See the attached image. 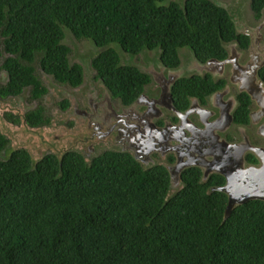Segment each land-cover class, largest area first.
I'll return each instance as SVG.
<instances>
[{
  "label": "trees",
  "instance_id": "trees-1",
  "mask_svg": "<svg viewBox=\"0 0 264 264\" xmlns=\"http://www.w3.org/2000/svg\"><path fill=\"white\" fill-rule=\"evenodd\" d=\"M251 9L260 19L264 0H251ZM64 27L103 48L92 58L96 77L125 103L143 93L151 76L123 64L110 44L131 54L159 49L170 68L181 65L184 47L205 63L227 58V43L249 46L213 0H0V57L8 74L0 97L28 88L38 101L24 115L30 126L51 121L37 66L61 84L83 82ZM217 88L210 75L195 74L179 78L172 96L185 108L190 95L203 98ZM239 101L235 121L249 125L251 96L244 91ZM9 143L0 131V264H264V200L237 205L225 219L221 174L203 179L200 168H188L171 193L166 167L146 168L127 152L107 150L89 162L76 151L49 153L34 161L24 148L4 157ZM248 160L257 162L253 154Z\"/></svg>",
  "mask_w": 264,
  "mask_h": 264
},
{
  "label": "flooded vegetation",
  "instance_id": "flooded-vegetation-1",
  "mask_svg": "<svg viewBox=\"0 0 264 264\" xmlns=\"http://www.w3.org/2000/svg\"><path fill=\"white\" fill-rule=\"evenodd\" d=\"M223 7L230 12L237 33L249 37L247 49L239 48L238 41L226 44L229 61L225 64L202 63L191 50L193 59L189 69L193 70V74L182 75L180 68L183 65L182 55L184 52L181 55V65L177 68L166 66L156 50L132 54L136 57L126 58V62L130 60L129 63H131L133 59H139L150 52L157 53L159 67L155 63L153 64L156 65L155 67L150 66L146 71V65H141V67L135 65L151 76V82L145 86L143 93L130 103H125L120 97L115 96L95 74V80L101 85L103 93L101 94V88L99 90L95 85L92 86V90L88 94L83 95L80 101L74 99V112L88 121V126L91 128L90 135L86 137V140L90 142L88 144L89 155L102 149L104 151L115 150L131 154L146 168L163 165L169 171L171 185L174 184L171 186V191L174 192L183 186V173L186 169L198 167L202 171L203 179H207L213 173L221 174L212 170L206 176L204 171L209 166V162L222 159L237 160L240 151L236 146L240 143H247V138L250 144L264 146V143L260 141L264 140V137L257 133L258 124H254L251 120L249 125L235 121V111L240 104L239 95L244 92L240 91L241 81L239 80L242 76L240 71L243 68L240 71L239 68L251 60V51L254 53L253 58L264 59V34L262 31L264 22L254 25L249 19L243 21L239 16L240 12L234 16L227 5L223 4ZM248 8L253 14L251 2H249ZM263 16L264 11L260 19L255 18L254 15L252 18L254 21H260ZM252 42L253 47L251 48ZM90 65L94 69L92 59ZM82 66L84 70L85 67ZM195 74L210 75L218 83V88L204 95L203 98L190 95L187 107L182 108L175 102L172 95L169 96V91L172 94V88L179 78ZM233 78L239 82H234ZM84 81L85 72L82 84L73 87V89L82 88ZM22 94L7 98L19 97ZM64 100H69L66 108L63 106ZM70 106L71 99L64 98L60 101V108L64 111L68 110ZM256 109L257 105L253 101L250 112ZM26 112L23 114L22 120L27 124L24 118ZM230 116H232L231 123L229 122ZM50 124H52V119L49 124L37 127L28 126L38 128ZM253 125H256L257 129ZM253 127L254 129H252ZM4 151L2 153L7 154V151ZM104 151L87 159L85 153L76 150L88 162ZM250 154L256 157L257 162L248 160ZM244 161L247 165L261 163L252 150H247L244 153ZM224 178L226 183L227 179L225 176Z\"/></svg>",
  "mask_w": 264,
  "mask_h": 264
},
{
  "label": "rangeland",
  "instance_id": "rangeland-1",
  "mask_svg": "<svg viewBox=\"0 0 264 264\" xmlns=\"http://www.w3.org/2000/svg\"><path fill=\"white\" fill-rule=\"evenodd\" d=\"M176 1L183 4L185 0H167ZM216 4H225L236 16L239 12L240 18L244 21L250 20L252 24H260L264 22V16L260 21H254L253 14L250 13L248 8L249 0H213ZM227 1V2H225ZM225 2V3H224ZM166 3V2H164ZM65 38L63 42L71 47L69 55L71 63L77 62L85 67V81L83 87L76 90L72 86L61 84L54 80V78L40 69L37 66V71L40 78L48 88V92L44 95L42 103L47 109V112L52 119V124L44 127L32 128L22 120L23 114L38 105L37 100L30 99L29 89H25L24 93L19 97L1 98L0 97V131L5 134L9 140L10 145L5 149L8 157L12 150L15 148H24L30 152L34 161L43 155L52 152L61 157L66 151H80L87 155V159L99 154L104 149L97 151L93 155L88 154V144L86 137L90 135L91 128L88 126V121L82 119L76 112H74V99L80 101L83 95L88 94L95 85L101 88V85L95 80L96 72L90 66L91 59L96 56L103 48L96 46L90 39H77L71 31L64 27ZM264 34V27L262 29ZM114 46L120 54L123 64L128 65H146L148 71L149 67L158 64V54L150 52L144 54L139 59H133L126 62V58L136 57L128 52H125L118 44H110ZM108 45V46H110ZM106 46V47H108ZM240 48V47H239ZM187 49V50H186ZM160 54L159 49H155ZM185 50V51H184ZM149 51V50H145ZM180 55L183 57V65L180 68L182 75L193 74L190 70L191 62L193 59L192 51L188 47L180 49ZM155 61V62H154ZM3 57H0V85L8 80L7 72L2 68ZM144 70V69H143ZM145 71V70H144ZM95 80V81H94ZM100 93H103L101 88ZM71 99V106L68 110L64 111L60 108V101L63 99ZM69 101V100H68ZM10 114L19 117V122H11ZM257 129L256 125H253ZM254 127L252 129H254ZM264 143V140H260ZM11 146V147H10ZM105 148V147H104ZM106 149H109L106 147ZM4 151V152H5ZM172 193V191H171Z\"/></svg>",
  "mask_w": 264,
  "mask_h": 264
},
{
  "label": "water",
  "instance_id": "water-1",
  "mask_svg": "<svg viewBox=\"0 0 264 264\" xmlns=\"http://www.w3.org/2000/svg\"><path fill=\"white\" fill-rule=\"evenodd\" d=\"M250 47H253V42ZM253 54L251 51V60L239 68V71L243 68L240 71L242 76L239 78L241 81L240 91L247 92L256 103L257 109L252 110L249 116L251 122L258 124L257 133L264 137V81L260 77V69L264 66V59L253 58ZM228 61L229 57L222 61L211 58L206 63L225 64ZM249 73L250 75H248ZM239 80L233 78L234 82H239ZM171 95L169 91V96L171 97ZM229 122H232V116L229 117ZM246 141L247 143H240L236 146L240 151L237 160L222 159L209 162V166L204 171L205 175L208 176L210 171L214 170L223 174L227 179L224 185L217 187L218 190L224 191L228 195L225 219L229 217L237 205L251 199L264 200V146L250 144L248 138ZM247 150H252L257 155L261 162L259 165H247L245 163L244 153ZM171 176L173 178L172 173Z\"/></svg>",
  "mask_w": 264,
  "mask_h": 264
}]
</instances>
